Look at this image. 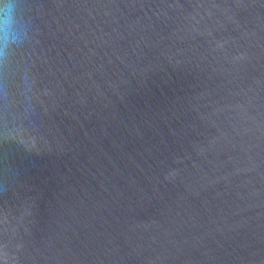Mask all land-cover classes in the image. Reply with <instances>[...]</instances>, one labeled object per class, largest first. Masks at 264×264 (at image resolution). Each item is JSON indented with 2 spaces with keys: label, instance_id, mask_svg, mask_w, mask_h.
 Wrapping results in <instances>:
<instances>
[{
  "label": "water",
  "instance_id": "obj_1",
  "mask_svg": "<svg viewBox=\"0 0 264 264\" xmlns=\"http://www.w3.org/2000/svg\"><path fill=\"white\" fill-rule=\"evenodd\" d=\"M9 14L0 264H264V0Z\"/></svg>",
  "mask_w": 264,
  "mask_h": 264
},
{
  "label": "clouds",
  "instance_id": "obj_2",
  "mask_svg": "<svg viewBox=\"0 0 264 264\" xmlns=\"http://www.w3.org/2000/svg\"><path fill=\"white\" fill-rule=\"evenodd\" d=\"M0 25H3V29H0V30L6 31L7 34H8V36L11 37V35H12V33L10 31V27H11V14H9V16H8V23L7 24H5L4 19L2 17H0Z\"/></svg>",
  "mask_w": 264,
  "mask_h": 264
}]
</instances>
